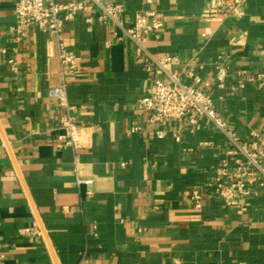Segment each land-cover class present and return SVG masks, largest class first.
I'll return each mask as SVG.
<instances>
[{
    "label": "crops",
    "instance_id": "obj_1",
    "mask_svg": "<svg viewBox=\"0 0 264 264\" xmlns=\"http://www.w3.org/2000/svg\"><path fill=\"white\" fill-rule=\"evenodd\" d=\"M220 1L160 0L163 27L146 55L174 59L165 68L208 94L250 144L264 132V0L211 16ZM110 2L125 23L153 9ZM97 17L79 14L63 31L78 58L67 102L84 129L78 148H58L64 109L48 96L60 82L56 48L36 28L16 40L13 3L0 0V264H264V188L243 210L213 195L215 167L232 164L230 142L204 117L150 125L137 104L166 77ZM76 170L91 184L76 185ZM35 227L40 235L21 234Z\"/></svg>",
    "mask_w": 264,
    "mask_h": 264
},
{
    "label": "built area",
    "instance_id": "obj_2",
    "mask_svg": "<svg viewBox=\"0 0 264 264\" xmlns=\"http://www.w3.org/2000/svg\"><path fill=\"white\" fill-rule=\"evenodd\" d=\"M14 8V23L10 26V33L16 40L25 38L32 28L46 34L56 48L59 63L60 82L51 88L48 96L56 99L64 109L59 123L62 134L58 137V148L69 147L76 149L79 146L83 126L77 123L74 108L67 102V85L77 75L78 58L69 52L64 43L63 31L66 24L75 16L86 15V21L92 22L91 14L98 12L97 20L103 24H111V34L117 39V30L128 39L135 47L139 60L155 66L156 74L164 75L165 80L156 79L145 90L139 99L137 110L149 115L150 125H160L167 121H182L189 119L194 122L199 117L208 119L231 144L229 160L223 159L214 169L212 193L226 206L243 210V200L256 196L254 188H264V132L256 136L250 144H240L235 134L231 132L221 117L218 115L211 97L199 90L196 86L186 85L181 82L178 75L170 73L165 65L174 61L172 58L156 59L146 55L145 44L150 37L158 38L163 23L157 17L154 9L160 0H144V3L153 7L150 11L136 14L131 23L120 19L122 7L113 4L110 0H11ZM209 14L228 15L240 8L242 0H222ZM12 68L14 60H9ZM140 127L133 124L130 133H136ZM155 136L162 137L156 132ZM178 140V138H176ZM76 172V185H90L91 180H83ZM194 207L199 209L202 205L203 194L194 191L190 195ZM21 234L40 235L38 228H28ZM171 264H184L174 260Z\"/></svg>",
    "mask_w": 264,
    "mask_h": 264
},
{
    "label": "water",
    "instance_id": "obj_3",
    "mask_svg": "<svg viewBox=\"0 0 264 264\" xmlns=\"http://www.w3.org/2000/svg\"><path fill=\"white\" fill-rule=\"evenodd\" d=\"M40 230H41L42 234L45 236L44 229H43V227L41 226V224H40ZM54 264H58L57 261H56L55 259H54Z\"/></svg>",
    "mask_w": 264,
    "mask_h": 264
}]
</instances>
